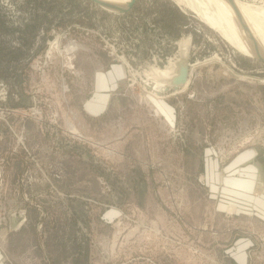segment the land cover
Instances as JSON below:
<instances>
[{
    "label": "rangeland",
    "instance_id": "374dc122",
    "mask_svg": "<svg viewBox=\"0 0 264 264\" xmlns=\"http://www.w3.org/2000/svg\"><path fill=\"white\" fill-rule=\"evenodd\" d=\"M233 42L178 0H0V264H264V64Z\"/></svg>",
    "mask_w": 264,
    "mask_h": 264
},
{
    "label": "bare ground",
    "instance_id": "6f19581e",
    "mask_svg": "<svg viewBox=\"0 0 264 264\" xmlns=\"http://www.w3.org/2000/svg\"><path fill=\"white\" fill-rule=\"evenodd\" d=\"M107 3L122 5L124 6L127 0H102ZM130 0H128L129 2ZM180 4L185 6H190L193 10L198 9L199 16L207 22L209 25L219 30L220 33L225 36L228 40L234 41L237 47L244 52L249 50L251 56H256L260 54L264 57V10L262 7H255L249 4H240L236 0L241 14L248 28L250 29V34L256 39L257 45H254L248 38V33L240 25V20L238 19L236 13L232 10L230 4L227 0H178ZM246 14V15H245ZM247 15L250 17H255L252 22L255 24V29L247 19ZM187 38H184L182 45L186 44ZM243 41H242V40ZM181 42V41H180ZM247 49V50H246ZM74 50V49H73ZM173 67V63L168 70L167 74L164 75L160 72H156L154 69L151 71L152 79L156 82L162 81L164 78L169 76V73ZM156 85H160L156 83Z\"/></svg>",
    "mask_w": 264,
    "mask_h": 264
},
{
    "label": "water",
    "instance_id": "95a60500",
    "mask_svg": "<svg viewBox=\"0 0 264 264\" xmlns=\"http://www.w3.org/2000/svg\"><path fill=\"white\" fill-rule=\"evenodd\" d=\"M95 5L108 10L110 12L118 13V14H125L126 12L130 11L136 0H130L126 5H115L111 3H107L102 0H90ZM230 4L232 10L236 13L238 19L240 20V25L243 27V29L248 33L249 40L254 44L257 45L256 39L253 35L250 34V29L247 26V23L245 22L243 15L241 14L239 7L236 3V0H227ZM186 44L182 45L183 41L179 43L178 47V57L175 58V60L172 62L173 67L169 73V76L164 78L162 82V88L156 89V86H154V83L145 84L147 88L154 91L157 95H163L165 93H168L170 90L173 91H179L185 88H188L190 85V54L192 50V40L191 37H187ZM253 57V56H252ZM255 59H257L259 62L264 64V57L260 54H257L254 56Z\"/></svg>",
    "mask_w": 264,
    "mask_h": 264
},
{
    "label": "crops",
    "instance_id": "0c3cea01",
    "mask_svg": "<svg viewBox=\"0 0 264 264\" xmlns=\"http://www.w3.org/2000/svg\"><path fill=\"white\" fill-rule=\"evenodd\" d=\"M111 75H112V77L110 78V81L113 84V87L118 86L119 83L121 82V79H122L121 76H119L118 73L117 74L116 73L115 74H111ZM96 77H97V81L102 82V83L105 82V79H104L105 75H102L101 73H97ZM98 97H99V95H96L95 97H93L88 102V105L90 106L91 104L95 103V102H93V99H96Z\"/></svg>",
    "mask_w": 264,
    "mask_h": 264
},
{
    "label": "flooded vegetation",
    "instance_id": "af4514ba",
    "mask_svg": "<svg viewBox=\"0 0 264 264\" xmlns=\"http://www.w3.org/2000/svg\"><path fill=\"white\" fill-rule=\"evenodd\" d=\"M103 9V8H102ZM262 9L264 10V8L262 7ZM105 10V9H104ZM132 10V9H131ZM106 11H108V10H106ZM108 12H110V11H108ZM129 12V11H128ZM127 13V12H126ZM125 13V14H126ZM254 19H255V17H253ZM207 23V22H206ZM208 24V23H207ZM183 41H184V38L182 39ZM249 56H251V55H249ZM156 72H160V73H162V74H164V75H166L167 74V72H168V70L169 69H167L165 72H162V71H159V70H157V69H154Z\"/></svg>",
    "mask_w": 264,
    "mask_h": 264
}]
</instances>
